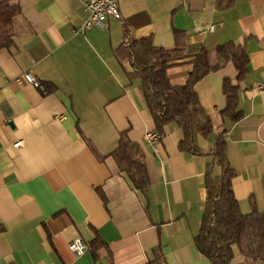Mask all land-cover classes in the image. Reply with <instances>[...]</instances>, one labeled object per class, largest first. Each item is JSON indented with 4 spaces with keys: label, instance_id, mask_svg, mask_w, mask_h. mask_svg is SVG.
Listing matches in <instances>:
<instances>
[{
    "label": "crops",
    "instance_id": "crops-1",
    "mask_svg": "<svg viewBox=\"0 0 264 264\" xmlns=\"http://www.w3.org/2000/svg\"><path fill=\"white\" fill-rule=\"evenodd\" d=\"M86 1L16 0L14 43L0 51V264H212L194 242L212 157L180 152L182 131L174 123L163 127L156 146L147 143L145 133L156 131L151 115L114 50L126 30L167 49L180 31L185 57L167 74L181 85L201 49L213 66L218 46L245 47L242 119L220 116L222 81L236 77L229 62L194 87L213 131L193 141L209 152L223 134L241 213L251 211L252 200L264 214V87L257 90L264 86V0H118L120 19L74 34ZM25 72L43 90L18 83ZM124 132L143 153L142 192L107 156ZM77 239L87 245L81 255L68 248ZM232 264L264 261L236 254Z\"/></svg>",
    "mask_w": 264,
    "mask_h": 264
},
{
    "label": "trees",
    "instance_id": "trees-1",
    "mask_svg": "<svg viewBox=\"0 0 264 264\" xmlns=\"http://www.w3.org/2000/svg\"><path fill=\"white\" fill-rule=\"evenodd\" d=\"M16 0H0V51L13 45L12 20L18 14ZM175 46L171 49L153 44L151 38L137 39L130 31L124 32L122 44L114 50V57L121 65L128 63L129 82L137 81L138 90L148 109L154 128L158 133L169 123L182 131L178 145L180 152L194 155H210L211 165L205 173L206 200L201 227L194 238L199 253L212 264H232L235 255L254 261H264V214H260L250 200L251 211L241 213L233 194L232 182L235 171L227 162L226 141L220 135L209 152L199 150L193 138L208 136L213 131L211 120L201 108L195 85L210 72L232 63L236 70L234 80L225 78L221 91L225 105L220 111L223 120L235 123L242 119L239 104V83L248 72V56L245 47L228 42L216 48L217 63L211 66L207 51L201 49L190 61V70L181 85H173L167 71L173 61L185 57L182 33L173 31ZM119 171L127 177L138 191L148 186V175L143 153L138 144L132 142L127 133L119 135L116 147L107 155ZM220 169L213 174V167ZM95 249V244L92 246Z\"/></svg>",
    "mask_w": 264,
    "mask_h": 264
},
{
    "label": "built area",
    "instance_id": "built-area-1",
    "mask_svg": "<svg viewBox=\"0 0 264 264\" xmlns=\"http://www.w3.org/2000/svg\"><path fill=\"white\" fill-rule=\"evenodd\" d=\"M84 9L86 11V18L82 25L74 31V34H83L85 30L92 27L103 29L105 22L108 18L120 19V11L118 7V0H87L84 3ZM200 30L202 26L198 27ZM18 83L27 82L34 87H38L43 90L40 84L32 77L28 72L23 73L22 77L17 79ZM263 85H259L257 90L263 89ZM162 135L156 131H149L145 133V139L147 143L154 147L160 140ZM20 143L14 144L15 147L19 146ZM69 250L74 255H81L87 250V245L81 240H74L68 245Z\"/></svg>",
    "mask_w": 264,
    "mask_h": 264
}]
</instances>
